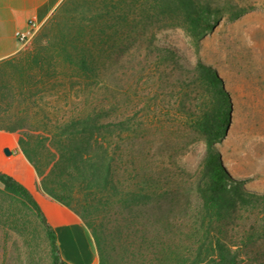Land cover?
<instances>
[{"label": "rangeland", "instance_id": "374dc122", "mask_svg": "<svg viewBox=\"0 0 264 264\" xmlns=\"http://www.w3.org/2000/svg\"><path fill=\"white\" fill-rule=\"evenodd\" d=\"M203 1L210 4L211 14L208 26L195 36L177 14L162 12L157 0H73L59 17L61 25L39 47L56 55L63 47L62 37L69 33V40L75 41L79 26H84L81 39L100 69L97 78L90 77L88 82L94 84L96 96L107 103L116 100L120 114L136 123L137 135L125 147V154L132 157L140 175L154 177L167 191L134 209L136 231L123 243L130 252L148 253L157 242L181 251L190 247L189 235L198 224L201 208L196 187L205 153L204 138L193 122L202 105L211 100L209 93L176 84L180 72L170 76L169 66L156 57L148 59L149 46L173 48L183 68L192 67L198 56L217 71L228 96V125L217 149L231 177L249 191L264 192V0ZM64 20L68 25L63 31ZM45 22L21 52L35 50V39ZM24 68L27 78L19 77L20 68L5 67L0 69V79L12 83L41 80L42 73L34 64L25 62ZM56 72L45 76L47 85H54L47 87L48 96H55L50 99L62 95L60 82L79 81L66 78L60 69ZM68 93L76 102V93ZM122 174L118 173L119 179L126 180ZM223 227L228 242L255 228L254 235L261 234V238L238 248V264H264V208L241 211L224 221ZM80 228V249L88 245L94 264H99L96 246L82 222ZM116 251L121 252L119 245ZM60 253L71 264L66 253L61 249ZM0 264H50L49 244L40 223L1 184Z\"/></svg>", "mask_w": 264, "mask_h": 264}, {"label": "trees", "instance_id": "16d2710c", "mask_svg": "<svg viewBox=\"0 0 264 264\" xmlns=\"http://www.w3.org/2000/svg\"><path fill=\"white\" fill-rule=\"evenodd\" d=\"M157 2L162 12L177 14L192 35L202 34L208 26L211 6L206 1ZM71 4L73 0H65L55 8L35 39L34 51H20L0 62V69L20 68L22 79L27 78L25 62L34 64L42 73L36 83L0 79V131L15 136L21 153L36 174V191L69 209L82 221L96 246L99 264H238V248L260 239L261 234L254 235L252 228L234 235L236 241L228 242L223 223L241 211L264 208V192L249 191L242 181L231 177L217 149L222 131L228 125V96L217 71L198 56L192 67L185 64L187 67L183 68L171 47L149 46L145 54L148 59L156 57L169 66L170 76L179 71L176 84L201 90L211 97L193 122L205 141L196 187L201 204L198 224L191 230L192 243L186 251L163 242L151 244L148 253L130 252L123 246L136 231L134 209L161 198L167 191L154 177L140 175L132 157L125 154V147L137 135L136 123L120 114L116 100L107 103L96 96L94 84L88 82L90 77L97 78L100 69L95 55L85 49L81 39L84 26H79L77 40L70 41L69 33L62 37L63 47L56 55L39 49L52 30L61 25L59 17ZM62 24L64 31L68 24L66 20ZM59 69L66 78L76 77L79 81H70L69 85L60 82L62 95L50 99L47 87L54 85H47L45 76L50 71L57 74ZM71 91L76 93V102L67 94ZM120 171L126 180L119 179ZM0 184L7 195L28 209L40 223L49 244L50 264H66L56 231L34 194L1 171ZM178 234L185 237L181 231Z\"/></svg>", "mask_w": 264, "mask_h": 264}, {"label": "crops", "instance_id": "0c3cea01", "mask_svg": "<svg viewBox=\"0 0 264 264\" xmlns=\"http://www.w3.org/2000/svg\"><path fill=\"white\" fill-rule=\"evenodd\" d=\"M60 2L61 0H0V62L22 50V45L16 39V32L27 31L31 19L43 24ZM0 171L15 178L34 194L56 231L60 249L66 253L71 264H94L95 257L90 247L85 244V248L80 249V241L77 240V236H82V221L69 209L36 191L34 169L21 153L15 136L4 131H0Z\"/></svg>", "mask_w": 264, "mask_h": 264}, {"label": "built area", "instance_id": "2783aa9c", "mask_svg": "<svg viewBox=\"0 0 264 264\" xmlns=\"http://www.w3.org/2000/svg\"><path fill=\"white\" fill-rule=\"evenodd\" d=\"M40 25V23H38L34 19H31L28 22V30L25 32H16V39L21 45L25 44L30 39L31 35L39 29Z\"/></svg>", "mask_w": 264, "mask_h": 264}, {"label": "water", "instance_id": "95a60500", "mask_svg": "<svg viewBox=\"0 0 264 264\" xmlns=\"http://www.w3.org/2000/svg\"><path fill=\"white\" fill-rule=\"evenodd\" d=\"M7 154H9V152H7Z\"/></svg>", "mask_w": 264, "mask_h": 264}]
</instances>
